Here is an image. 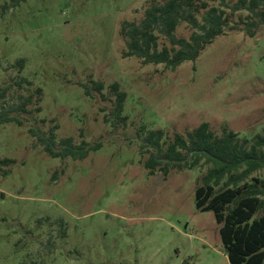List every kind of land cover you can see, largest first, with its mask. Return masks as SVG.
<instances>
[{
  "label": "rangeland",
  "instance_id": "obj_1",
  "mask_svg": "<svg viewBox=\"0 0 264 264\" xmlns=\"http://www.w3.org/2000/svg\"><path fill=\"white\" fill-rule=\"evenodd\" d=\"M6 1L0 0V88L25 59L21 76L44 95L36 120L25 115L23 125L0 128V264L39 256L47 264H230L215 214L196 206L207 171L150 176L138 131L185 133L206 121L250 143L264 136V25L255 37L229 31L198 61L172 71L123 56V23L141 22L152 0H27L4 12ZM247 14L234 15L231 25ZM194 31L185 22L177 35ZM99 81L103 93L87 96L85 86ZM114 83L128 94L126 122L104 120L116 104ZM36 121L46 133L58 125V145L75 137L102 147L84 160L54 158L35 147ZM257 176L264 178V170ZM51 238L56 247L48 253L43 246Z\"/></svg>",
  "mask_w": 264,
  "mask_h": 264
},
{
  "label": "trees",
  "instance_id": "obj_2",
  "mask_svg": "<svg viewBox=\"0 0 264 264\" xmlns=\"http://www.w3.org/2000/svg\"><path fill=\"white\" fill-rule=\"evenodd\" d=\"M26 1H6L3 10L15 9ZM242 12L248 14L231 25L234 23L232 17ZM185 22L195 29L190 38L177 35L178 28ZM262 25L264 0H152L144 9L141 22L123 23L121 36L126 43L123 56L137 58L144 65L163 64L175 71L186 62L198 61L218 37L229 31L255 37ZM162 38L167 43H161ZM12 67L18 70V75L8 77L0 88V128L14 122L23 125L25 115L36 120L43 109L40 105L43 89H32L34 82L21 76L26 60L20 59ZM85 88L86 95L92 97V90L102 94L105 85L99 81L93 88ZM27 90L30 93L25 95ZM110 90L116 97V104L110 114H105V122L109 123L110 118L115 119V123L128 121V117L123 116L127 92L119 83L112 84ZM46 121L42 119L41 123L46 124ZM37 124L36 121V127L30 130L38 139L35 147L42 145L54 158L84 160L102 147L100 143L91 145L87 141L78 144L75 137L62 139L58 145V125L46 133ZM138 135L142 139L141 163L150 176L160 172L167 179L172 171H207L198 180L196 206L201 212L215 214L229 263L264 264V178L257 176L264 170V136H256L250 143L227 127L217 133L206 121L192 131L173 134L142 126ZM14 162L4 160L1 163ZM58 174L56 172L54 177ZM56 225L60 228V237L67 238L65 223ZM43 247L51 253L56 247L55 241L51 238ZM21 264H47V261L39 256L24 259Z\"/></svg>",
  "mask_w": 264,
  "mask_h": 264
}]
</instances>
